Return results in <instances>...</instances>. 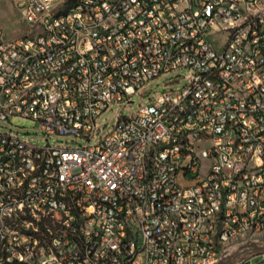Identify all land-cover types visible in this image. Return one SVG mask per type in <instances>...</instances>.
<instances>
[{
  "label": "built area",
  "instance_id": "built-area-1",
  "mask_svg": "<svg viewBox=\"0 0 264 264\" xmlns=\"http://www.w3.org/2000/svg\"><path fill=\"white\" fill-rule=\"evenodd\" d=\"M3 1L29 29L0 22V123L43 145L0 133V264H221L264 233V0Z\"/></svg>",
  "mask_w": 264,
  "mask_h": 264
},
{
  "label": "rangeland",
  "instance_id": "rangeland-1",
  "mask_svg": "<svg viewBox=\"0 0 264 264\" xmlns=\"http://www.w3.org/2000/svg\"><path fill=\"white\" fill-rule=\"evenodd\" d=\"M0 22L4 27L6 38L18 37L29 29V26L21 21L16 8L7 1L0 2ZM182 75L183 73L170 72L149 81L142 95H134L132 97L131 110L123 106H114L112 109L105 111L99 119V125L104 126V130L100 135L112 129L116 122V113L129 115L140 106L147 105L150 99L158 93L181 90L185 85V82L179 79ZM8 132L19 133L22 137L43 145L39 124L29 118L11 116L8 120L2 121L0 123V133ZM53 141L65 147H77L80 143H84L71 136L56 137ZM263 255L264 233H252L232 244L221 264H240L250 259V264H257L262 260Z\"/></svg>",
  "mask_w": 264,
  "mask_h": 264
}]
</instances>
